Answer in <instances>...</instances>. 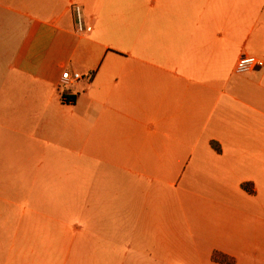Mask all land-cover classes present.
<instances>
[{
  "label": "crops",
  "instance_id": "obj_1",
  "mask_svg": "<svg viewBox=\"0 0 264 264\" xmlns=\"http://www.w3.org/2000/svg\"><path fill=\"white\" fill-rule=\"evenodd\" d=\"M121 5L0 0V263L27 264L80 165L96 226L149 231L166 262L264 264V65L235 71L264 60V0H168L160 61L108 43L140 18Z\"/></svg>",
  "mask_w": 264,
  "mask_h": 264
},
{
  "label": "rangeland",
  "instance_id": "obj_2",
  "mask_svg": "<svg viewBox=\"0 0 264 264\" xmlns=\"http://www.w3.org/2000/svg\"><path fill=\"white\" fill-rule=\"evenodd\" d=\"M167 1L122 0L121 12L136 14L140 18L134 23L122 22L121 37L111 35L108 43L122 50H136L142 46L132 42V38L141 39V42L146 40L153 51V59L160 61V47L163 46L165 51ZM81 170L80 165L73 167L68 189L60 184L57 187L59 193L72 194V198L57 201L60 210L66 209L67 212L51 214L48 219L44 215H37L42 221V231L38 232L37 245L27 246V264H178L176 260L165 261L166 257L172 260L171 256L176 254L177 246L157 243L149 231L96 226L106 216L82 212ZM73 223L81 226V230L73 232L70 228ZM18 252L13 250L9 256L16 257Z\"/></svg>",
  "mask_w": 264,
  "mask_h": 264
},
{
  "label": "built area",
  "instance_id": "obj_3",
  "mask_svg": "<svg viewBox=\"0 0 264 264\" xmlns=\"http://www.w3.org/2000/svg\"><path fill=\"white\" fill-rule=\"evenodd\" d=\"M77 11H79V7H76ZM78 29L79 30H83V29H87L90 30V27H84L81 20L78 19ZM264 65V60L256 57V56H252V55H242L235 66V71L237 73H245V72H249L252 69H254L257 66H263ZM80 74L78 72H73L70 73L69 71H65L62 73V82L63 83H70L71 81L77 80L80 78Z\"/></svg>",
  "mask_w": 264,
  "mask_h": 264
}]
</instances>
